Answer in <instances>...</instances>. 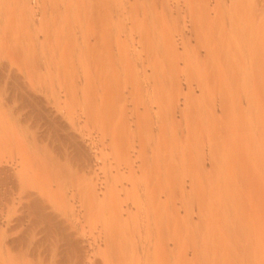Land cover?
Here are the masks:
<instances>
[{
    "label": "rangeland",
    "instance_id": "374dc122",
    "mask_svg": "<svg viewBox=\"0 0 264 264\" xmlns=\"http://www.w3.org/2000/svg\"><path fill=\"white\" fill-rule=\"evenodd\" d=\"M0 2V169L47 117L90 161L84 195L68 168L53 204L87 258L63 264H264V54L238 32L250 20L264 50V0ZM96 24L116 31L99 43L119 55L92 53ZM39 180L28 186L43 194ZM18 197L0 184V264H56L22 249L43 224Z\"/></svg>",
    "mask_w": 264,
    "mask_h": 264
},
{
    "label": "bare ground",
    "instance_id": "6f19581e",
    "mask_svg": "<svg viewBox=\"0 0 264 264\" xmlns=\"http://www.w3.org/2000/svg\"><path fill=\"white\" fill-rule=\"evenodd\" d=\"M8 1V0H6ZM1 3V2H0ZM108 3V2H107ZM96 4V3H95ZM4 5V4H3ZM7 5V4H5ZM99 7V6H98ZM3 9V8H2ZM8 9V8H7ZM103 9V8H102ZM96 10V9H95ZM106 10V9H105ZM3 11V10H2ZM108 11V10H107ZM111 11V10H110ZM7 13V12H5ZM4 13V14H5ZM32 13V12H31ZM99 13V12H98ZM108 13V12H107ZM8 14V13H7ZM7 16V15H6ZM224 16V15H223ZM226 16V15H225ZM237 18V15H234L233 17ZM245 16V15H244ZM244 16H242V21L244 18ZM132 17V16H131ZM229 17V16H228ZM246 17V16H245ZM100 18V17H99ZM103 18V17H102ZM110 18V16H109ZM203 18V17H202ZM201 18V20H202ZM226 18V17H225ZM241 18V17H240ZM247 18V17H246ZM107 19V17L105 18ZM111 19V18H110ZM229 19V18H228ZM227 19V20H228ZM235 19V18H234ZM248 19V18H247ZM224 21V18L222 19ZM226 20V19H225ZM231 20V21H230ZM238 20H241L239 19L238 17ZM107 21V20H106ZM132 21V20H131ZM200 21V20H199ZM241 21V22H242ZM99 22V19L98 21ZM96 22V23H97ZM101 22V21H100ZM109 22V21H108ZM130 22V21H129ZM202 22V21H200ZM204 19H203V23H204ZM229 22L230 23H233L235 25H237V22L235 21H232V19H229ZM229 22L227 21V23L229 24ZM244 22V21H243ZM250 20H248V23H246V20H245V23L246 24H243L242 25V29L239 28L240 31H243V34H245V40L248 39V41L245 43L243 42L242 40V43H245L246 44V50H252V52L248 51V53L250 52L252 55H254L252 58H254L256 55L257 56H262L261 54H264V50L260 49V51L258 52L255 51V48L257 47H254V45H257V43L255 44L254 43V39L252 40L253 42H251L250 40L253 38V32L250 33L251 30L245 32L248 28H249V23ZM255 22V21H254ZM253 22V23H254ZM121 23V22H120ZM225 23V21H224ZM226 23V24H227ZM239 23V21H238ZM256 23V22H255ZM3 24V23H2ZM105 24V23H104ZM221 24V23H220ZM227 24V25H228ZM68 25V24H67ZM95 25V24H94ZM97 26L96 27H93L95 28V30L93 31V34L94 36H92V39L93 40H96L95 44H94V50L95 52H92V53H95L96 56L99 58L101 57L102 55L105 54L106 55H110V56H116L115 54H117V52L115 53V48L114 45H110V43H105L106 46L103 47L102 44H100L99 42L100 41H103L105 40L106 38H108L109 40L114 37L115 35L113 34L114 32L116 33V31L112 32V27L109 28L106 27L104 28L102 25L100 24H96ZM113 25V24H111ZM110 25V26H111ZM201 26H203V24H199ZM226 25V26H227ZM240 25V24H239ZM253 25V24H252ZM258 25V24H257ZM63 26V25H62ZM69 26V25H68ZM224 26V24H223ZM224 26V27H226ZM254 26V25H253ZM256 26V25H255ZM61 27V26H60ZM72 27V26H71ZM114 29H117L115 28V24H114ZM228 27V26H227ZM231 27V26H230ZM3 28V27H2ZM1 28V29H2ZM58 28V27H57ZM70 28V27H69ZM68 28V29H69ZM154 28V27H153ZM237 26H236V29L234 28L233 26V29H235V31L238 29ZM250 28H251V25H250ZM258 28V27H256ZM0 29V31H1ZM64 29V27H63ZM136 29V28H135ZM261 29V28H259ZM258 29V30H259ZM65 30V29H64ZM70 30V29H69ZM93 30V29H92ZM232 30V29H231ZM257 30V29H256ZM4 31V30H2ZM60 31V30H58ZM57 31V32H58ZM72 31V30H71ZM214 31V30H213ZM229 31V29H228ZM234 31V32H235ZM67 32V31H66ZM65 32V33H66ZM78 32V31H77ZM231 32V31H230ZM233 32V31H232ZM233 32V33H234ZM237 32V33H238ZM112 33V34H111ZM209 33V32H208ZM207 33V34H208ZM232 33V34H233ZM256 33V32H255ZM2 34V33H1ZM70 34V33H68ZM67 34V36H68ZM75 34V33H74ZM92 34V35H93ZM228 34H230L228 32ZM231 34V35H232ZM236 34V33H234ZM241 33H238V35H240ZM259 34V33H258ZM76 35V34H75ZM91 35V34H90ZM114 35V36H113ZM119 35V34H118ZM210 35V34H208ZM230 35V36H231ZM237 35V34H236ZM66 36V34H65ZM74 36V35H73ZM112 36V37H111ZM162 36V35H161ZM244 36V35H243ZM87 37V36H86ZM164 37V36H162ZM209 36H207L208 38ZM214 37V36H212ZM242 37L241 35L240 36H235L233 37V40L232 42L235 43V44H238L239 46H242V43H241V40H239V38ZM256 37V35L254 36V38ZM258 37V36H257ZM64 38V37H63ZM151 38V37H150ZM232 38V36H231ZM74 39V38H73ZM107 39V40H108ZM158 39V38H157ZM164 39V38H162ZM209 39V38H208ZM212 39V38H211ZM230 39V38H228ZM257 39V38H256ZM67 40V39H66ZM161 40V39H160ZM231 40V39H230ZM228 40V42L230 41ZM260 40L257 39V41ZM264 40V39H263ZM112 41V40H111ZM159 41V40H158ZM227 42V43H228ZM256 42V41H255ZM91 43V42H90ZM104 43V42H103ZM230 42V44H233ZM262 43V40L261 42ZM260 43L258 45H260ZM117 44V43H116ZM160 44V43H159ZM89 45V44H88ZM119 45V44H118ZM116 45V46H118ZM262 45V44H261ZM115 46V47H116ZM237 46V45H235ZM244 46V44H243ZM242 46V47H243ZM121 47V46H120ZM120 47H116L117 48V51L120 49ZM261 47V46H259ZM263 47V46H262ZM261 47V48H262ZM158 48V47H157ZM238 48V46H237ZM160 49V48H158ZM239 49V48H238ZM93 50V51H94ZM244 50V49H243ZM242 50V51H243ZM90 52V53H91ZM89 53V54H90ZM119 53V52H118ZM260 53V54H259ZM108 55V56H109ZM119 55V54H117ZM93 56V55H92ZM95 57V55L93 56ZM107 57V56H106ZM251 57V55L249 56ZM263 57V56H262ZM108 58V57H107ZM116 58V57H115ZM261 58V57H260ZM259 58V59H260ZM106 58L103 57V59L101 60H105ZM96 60V59H95ZM260 61V60H259ZM97 62V60H96ZM100 62V61H99ZM107 62V61H106ZM263 62V61H262ZM110 63V62H109ZM113 63H111L112 65ZM94 65V64H92ZM98 64H96L97 66ZM99 66V65H98ZM102 69V67H100ZM96 69V67L94 68ZM264 69V68H263ZM98 70V69H97ZM103 70V69H102ZM98 72V71H97ZM101 73V72H100ZM100 81H101V78H99ZM96 80V78L94 79V81ZM97 81H98V78H97ZM99 81V82H100ZM93 82V81H92ZM88 84H91V82H89ZM96 84V83H94ZM90 86V85H89ZM101 86V85H100ZM92 87L93 84H92ZM86 88V87H85ZM89 88V87H87ZM102 88H105L103 85H102ZM113 93V92H112ZM111 93V94H112ZM114 94V93H113ZM108 95V94H107ZM111 96V95H109ZM108 96V97H109ZM113 96L112 95L110 99H113ZM104 101V100H103ZM47 126L46 128H49L45 131H43L39 136H35L36 134H32L30 132L28 133H24L25 135L22 136L21 138V135L20 137L18 138L19 140V143H17V151H16V157H15V160H16V163L14 164L13 167H11L10 169H5V168H1L0 169V184L2 183H8L9 187L12 189V191L14 192V194L16 193H20V201L21 202H24L25 200H27L26 203H23L25 204V208H26V212H30V213H35V216H36V220L38 222H41L43 224V227L40 229L39 231V235H42L40 238L38 239H35L34 237L31 238L29 237V231L26 226V228L24 229L23 233H22V236H21V241L22 242H25L23 243V245H21V248L23 246V250H24V247L26 248V245L29 244V246L27 245V249L29 247V251H31V253L33 254V252L35 253L37 251V249L39 251L38 252V257H42V263H51V261H54L56 264H63L65 263V261L67 263L69 262H73V259H78V260H81V261H84V262H87L85 258V256H83V254L78 250L79 249V244L80 242L77 241L73 235L71 233L68 232V228L67 226L63 223V221H61L60 219L57 218V216L55 214H53V210H54V202H55V198H57L56 196L58 194H61L62 192V188L64 187L63 185L66 186V184L62 182V180L64 181V179L61 178V176H63L62 172L65 170V169H68V170H72L73 172L76 170V174L75 172L74 173H70V175L72 176V180L76 181L77 180V196L76 198H81V196L84 195V193L86 192L85 190L81 189V187L84 188V186H81L80 185V176H82L84 173V169L86 168L85 166L86 165H89L90 161L89 159L85 156V153H84V150H83V147L80 146L78 140H77V136L73 135V133L70 131L71 129H69L64 123L63 121L60 119V118H50V117H47ZM31 128V127H30ZM28 130V129H27ZM24 131V130H23ZM21 134H23L21 132ZM19 135V134H18ZM65 144V145H63ZM61 146H65V148L63 149H58L59 147ZM59 151V152H57ZM61 152V154H65L67 155L69 158H68V162L66 163V165H62L59 163V160L57 157H59V153ZM84 153V154H83ZM60 154V156H61ZM62 154V156H63ZM66 166V167H65ZM64 168V169H63ZM89 170V169H88ZM65 172V171H64ZM87 172V171H86ZM69 173V172H68ZM172 173V172H171ZM62 174V175H61ZM36 178L41 179V182L43 184V190L44 193L42 194V192L40 191H33L34 190V186H32L30 183L32 182L33 179L36 180ZM74 178V179H73ZM40 181V180H39ZM74 181L73 184L75 183ZM35 182V181H33ZM68 183V182H67ZM70 183V181H69ZM28 185H31V187L33 188V190L28 186ZM35 185H36V182H35ZM38 185V184H37ZM36 185V186H37ZM41 185V184H40ZM68 185V184H67ZM73 186V185H72ZM67 188L69 186H66ZM73 188V187H72ZM21 189V191H20ZM31 189V190H30ZM37 189V188H35ZM40 189V188H38ZM71 189V188H69ZM67 190V189H66ZM73 190V189H72ZM75 190V189H74ZM75 190V191H76ZM85 191L82 195L80 194V196L78 195L79 193H81V191ZM82 191V192H83ZM76 194V193H75ZM88 194V192H87ZM59 196V195H58ZM75 196V195H74ZM79 196V197H78ZM87 196V195H86ZM89 196V194H88ZM87 196V197H88ZM83 198V197H82ZM79 200V199H78ZM84 200V199H83ZM81 201V200H79ZM78 201V202H79ZM88 201V200H87ZM84 202V201H83ZM76 203V202H75ZM85 203V202H84ZM22 204V205H23ZM78 206V205H77ZM85 206V205H84ZM83 206V207H84ZM80 207V206H79ZM56 210V209H55ZM79 210V208H78ZM29 214V213H28ZM28 216V215H27ZM26 216V220L28 219H32V218H27ZM32 221V220H30ZM31 224H33V222H30ZM29 224V223H28ZM27 226L31 227L30 224ZM6 225L4 224V219H0V232H6L8 230H6ZM24 228V227H23ZM6 230V231H4ZM32 230V228H31ZM33 232V230H32ZM29 233V234H28ZM38 234V233H37ZM37 234L35 233L36 237H37ZM4 235V234H3ZM31 235V234H30ZM33 235H34V232H33ZM136 240V239H135ZM134 240V241H135ZM133 241V242H134ZM142 241V240H141ZM140 241V242H141ZM139 242V241H138ZM137 242V243H138ZM27 243V244H26ZM132 243V242H131ZM22 244V243H21ZM133 244V243H132ZM140 244V243H139ZM142 244V243H141ZM148 244V243H146ZM150 244V242H149ZM131 245V244H130ZM135 245V244H133ZM149 246V245H148ZM151 246V245H150ZM155 247V246H154ZM130 248V247H129ZM151 249V248H150ZM19 250V249H18ZM132 250V249H131ZM17 251V250H16ZM25 251V250H24ZM23 251V252H24ZM130 251V250H129ZM137 251V250H136ZM18 252V251H17ZM135 252V251H134ZM133 252V253H134ZM25 254H26V251H25ZM31 254V255H32ZM137 254V252H136ZM22 255V254H21ZM28 255V253H27ZM30 255V254H29ZM35 255V254H33ZM131 255H132V252H131ZM135 255V254H134ZM23 256V255H22ZM130 256V255H129ZM140 256V255H139ZM150 256V255H149ZM149 256H146V257H149ZM20 257V256H19ZM37 257V258H38ZM142 257V256H141ZM145 257V256H143ZM28 258V257H27ZM33 258V257H32ZM135 258V257H134ZM154 258V257H153ZM17 259V258H14V260ZM126 259V258H124ZM155 259V258H154ZM13 260V259H12ZM24 260V259H23ZM41 260V259H40ZM127 260V259H126ZM125 260V261H126ZM145 260V259H144ZM149 260V258L147 259ZM152 260V259H151ZM20 261V260H18ZM134 261V260H133ZM156 261V260H155ZM154 261V262H155ZM28 262V261H27ZM13 264L12 261H10L9 259V262L8 263H3V264ZM16 263V261H15ZM14 263V264H15ZM18 263V262H17ZM24 263V262H23ZM127 263H128V260H127ZM129 263H132V261L130 262L129 260ZM2 264V263H1ZM41 264V262H40ZM125 264V263H124ZM155 264H157L155 262Z\"/></svg>",
    "mask_w": 264,
    "mask_h": 264
}]
</instances>
